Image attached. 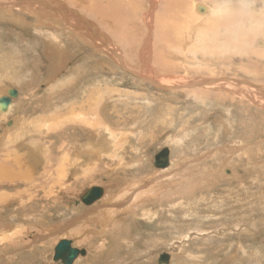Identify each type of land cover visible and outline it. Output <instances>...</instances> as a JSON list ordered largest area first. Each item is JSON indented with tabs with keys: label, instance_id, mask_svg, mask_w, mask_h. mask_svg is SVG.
<instances>
[{
	"label": "rangeland",
	"instance_id": "obj_1",
	"mask_svg": "<svg viewBox=\"0 0 264 264\" xmlns=\"http://www.w3.org/2000/svg\"><path fill=\"white\" fill-rule=\"evenodd\" d=\"M89 1H92L95 8L98 3L101 4V7H109L110 10L107 13H109V16L117 18L116 22L122 20L129 22L131 18L128 13L130 11V2L133 3L135 1L134 5L139 6L137 7V11L134 12L135 14L133 13L134 17L130 20V24L133 22L131 25L124 22L110 24L109 22L99 21L103 16L101 11L96 12L91 17L89 9L88 11L83 10L84 17L92 20L93 22L88 21L93 24L99 23L100 29L102 28V31L105 29L104 32H107L113 40L117 35L112 36L110 30L115 28V33H119L120 37H122L120 38L122 45H125L127 42H124L122 39L126 38L128 40L122 33L124 30L134 28L135 31L138 27V33L147 32L146 27H144L145 24H142L141 21L144 13L147 11L146 8H148L149 0H143V2L142 0ZM189 1H195L198 4H205L203 2H206V0ZM141 2L145 4L143 5ZM209 2H212V0H209ZM221 2H224V0H221ZM232 2L236 4L237 0H232ZM106 3L109 4L106 5ZM251 3L257 6V10L253 11L256 13V16L264 15V0H251ZM158 12L157 14L151 13L156 16ZM104 18L103 16L102 20ZM5 23V21L0 22V62L7 58L6 55L10 56L13 50L19 53L15 46L18 47L20 52L25 54L26 60L14 57L20 63L17 71H14L16 67L14 70L10 66L1 68V70H5V72L0 71V74H2L0 82L5 86L3 87L4 93L2 95L7 96L6 91L8 89H16L18 96L12 99L13 105L11 111L7 115L8 118L6 117L7 120L3 119L5 123H0V131L3 130L6 123H10L16 117L17 120H22L24 117L25 121L31 124L36 122L39 126L41 125V121H43L47 127V136L43 138V141L47 144L44 143L43 145L45 148L47 147L46 152H50V156L53 155V161L48 167H42L43 169L40 170V174L34 175V184L28 183L31 181V179H28L27 182L24 180L22 182H15L13 180L15 182L13 185L7 179L4 181V178H0V230L2 232L3 229L6 232L8 231L9 234L11 233V235L7 233V241L4 239L3 242L0 239V264H60L61 262L54 261V255L57 245L64 239L72 240L75 248L86 251V255L78 256L79 258L77 257L78 259L76 258L73 264L77 261L79 263L81 261L84 262L94 251L92 245L81 243L85 239L90 240L91 238H95L93 246H102L104 237L101 235H103V232L101 234L102 229L95 222H90L88 225H91L90 228L96 227V231L92 233L93 229L88 228L91 232L83 231L79 236L68 235V233L80 229L79 224H81L80 221L83 218L79 219V221L77 219L73 223L68 222L69 226L67 225V228L61 232H56L57 230L55 229L56 224L63 226V221L66 219V221L74 220V218L82 217L85 212L89 211L88 209L91 206L86 207L82 203H79L80 198L88 190L96 186H105L106 189L109 188L110 194H117L121 190V184H119L118 180H122L125 177L124 173L119 174L121 171L119 170L120 167L117 161L105 157H101V163L106 165L103 167L104 164H102L100 170L95 169L90 175L79 177L75 172L74 176L73 173H69L70 176L68 175L66 180L62 176L59 171V163L70 149L68 145L70 130L73 127H77V133L79 134L77 143H85L91 135L87 125L83 124L80 119L72 122L69 118L70 102L68 101L67 94L70 88L72 90L77 89L78 91L103 89L102 106L106 103L105 99L110 92L109 89L115 91V100L119 102L117 104L114 102L110 103V107L103 114L100 113L101 117L104 116L106 119V126L117 132V138L124 139V154L127 157L136 156L143 160L142 168L134 171V174H137L140 178H146V183L148 182L147 177H149V174L153 175L158 171V167L154 166L155 156L164 149H168L170 152V165L171 160L181 161V164H184L183 160L185 158L186 162L190 163L185 167L179 164V169L175 172L183 173L184 171H192L193 168H204V166L208 167V170L211 168L210 170L212 171L211 175V171L206 172V175L209 177V181H206L208 184L203 183L198 188V191L189 197L183 200H173L172 202L181 201L182 205L176 206L170 203L168 207H163L164 210H161V208L156 209L150 205L148 208L154 209L153 211L157 213L156 218L155 216H153L154 218L152 217V220H147L143 217L138 218L134 222L136 225L128 228L127 236L122 237L131 240L132 245L127 246L126 243L120 241V249L114 250L113 239L115 236H107L105 238V240L107 239V245L104 251L106 253L102 255L103 259L101 257L98 258L101 259V262L98 264H159V258L163 254L169 255V264H264V110L260 109L262 107L253 105L250 101L244 103L246 105L242 108L241 106L239 107L237 98L235 100L234 98L231 99L232 96L237 97L238 91L235 87L228 85H224V89L219 90V93L217 90H211L212 96L216 98L222 95L229 96V100L231 99L230 101L227 99V101L225 100L226 102H223L224 100H215L212 97L209 101L204 96H199L194 92L197 89L195 88L196 86L194 87L195 89H172L171 91L157 87L153 83H142L139 79H136L134 76L132 77L131 74L124 71L123 68L117 67L111 61L110 63L107 57H103L104 55L101 53L97 54L93 50L87 49V46H83L75 38L70 39L73 42L70 45L72 50L71 61L63 66L65 68L62 67L61 70H55V67L53 68L52 66V61L50 62L52 58L45 53V42L49 39V29L47 26H44L45 29L43 26L38 28L34 24H31L30 28L27 27L29 29L25 27L26 30H24L21 27ZM250 23L252 24V22ZM117 25L118 27H116ZM248 25L250 26L249 23ZM152 26L151 38L156 52L157 44L162 42H157L156 38L158 37L159 40L163 37L159 33L162 27L160 24L156 26L155 23ZM155 28L159 32H156ZM62 30L64 28L50 32L55 31V33H59ZM257 32L259 34L264 32V24H260ZM125 34L127 35V32ZM61 35L66 36L64 32H61ZM142 37H145V35H142ZM248 38L253 39V35L249 33ZM230 40L234 41L232 36H230ZM260 40L264 43L263 39ZM64 42L66 43L67 41L64 40ZM116 43H119V41ZM232 43H234L235 48L231 50L232 58L229 57V61L226 60L227 62L224 61L225 58H218L216 60V56L210 57L204 54L201 49H198L196 53L190 51L189 54L191 55H187L189 59L196 57L197 60L201 59L208 62L222 60L221 62L230 64L227 66L217 64L216 66H211V69H207L206 66L205 68L200 66L201 69L193 72L194 75L189 71L188 76L191 80L202 79L205 75L207 76L205 78H209L210 75L215 77H225L224 75H226L232 79L264 87V76L260 77L257 74L264 69V58L261 57L259 59L254 54V51H258L257 54L261 55L264 52V46H259V43L254 42L251 44V47H248L246 44L236 42L240 45V47H237L235 41ZM122 45L119 44L121 49H124ZM242 48H246V51ZM135 50H129V54L136 53L137 50ZM94 57L98 60L100 57H103L101 59H103L105 64L109 65L110 70L103 69L104 67L101 66L95 68V60L92 59ZM7 70L8 72H6ZM212 70H215L214 75L210 74ZM230 92L234 94L231 95L229 94ZM257 92L256 95L263 100L264 95L259 91ZM223 125L226 126L227 130L223 129ZM45 138L46 140H44ZM234 147H240L242 148V152H248L243 156L242 160H239L235 154L232 157L229 155L231 153L228 150ZM222 148H225V151ZM6 151H0L2 158V155ZM136 153L141 155L137 156L135 155ZM229 157L232 159L228 160ZM223 158H226L224 164L221 161ZM170 165L163 169L170 168ZM45 169L48 173L51 171V176L49 175L50 173L48 174L47 171H44ZM113 170H115V174ZM38 175L40 178L42 176V178L40 179ZM59 175L60 177L58 178ZM194 177H200V175H191V178ZM46 178L48 179L46 180ZM18 179V181L21 180L19 175ZM55 180L59 182L56 183ZM214 180H216V184L209 190L207 185ZM43 181H46L45 185H43ZM54 181L55 183H53ZM66 181L67 184L65 183ZM183 183L185 184L176 183L172 185L178 189H182L187 182ZM54 184H56L55 189L53 187ZM41 187L44 189L42 190ZM28 189H30V192H28ZM16 190L21 191V194L23 193L21 195L23 206L29 204L27 206L28 209L26 207H18L20 206L19 202L22 201H19L15 205H12V202L9 201L15 196ZM8 196L12 197L9 198ZM33 197H36V199ZM46 199L48 201H45ZM17 207L21 208L22 212H24L19 217L15 215ZM26 210L28 213L25 212ZM36 212L38 213L34 215ZM122 217L126 216L123 215ZM109 234L112 233L109 232ZM116 234L118 235V233ZM12 242L17 245L9 246V243ZM6 246L10 248H5ZM41 247L42 255L34 252L33 254H28ZM22 254H27V256H22L23 258H21Z\"/></svg>",
	"mask_w": 264,
	"mask_h": 264
},
{
	"label": "bare ground",
	"instance_id": "obj_2",
	"mask_svg": "<svg viewBox=\"0 0 264 264\" xmlns=\"http://www.w3.org/2000/svg\"><path fill=\"white\" fill-rule=\"evenodd\" d=\"M134 2L133 3L130 2V5H129L130 11L127 9L129 11L128 12L129 16L131 17L130 20H132V17H134L133 13L136 12L137 7H139V6H135ZM203 3L205 4H198L195 1L191 2L189 0H149L148 2L149 9L146 8L147 11L144 13L143 15L144 17L143 16H142L143 18L141 17L142 18L141 23L145 24L144 27H146L147 32H143V33L141 32L142 34L138 33L137 32L138 27L137 29H135V31H134V28H130L129 30H124L125 33L127 32V35H128L127 36L124 33V31L122 32L125 35V37L128 38V40L126 38L122 39L124 40V42L127 41L125 45H122V42L120 41L121 40L120 38L122 37H120L119 33H115L116 31L115 28L113 29L110 28L111 29L110 34H112V36L113 35L118 36V37L116 36L115 38L113 37L114 38L113 40L112 37L109 36L107 32L106 33L104 32L105 29L103 31H102V28L100 29L99 27L100 25H98L99 23L93 24L91 23L93 22L92 20L84 17L83 10L88 11L89 9L91 17H93V15H95L96 12L101 11L103 13V16L105 18L104 20H102L103 16L100 15L102 17L99 19V21L109 22L110 24H113V23L118 24L119 22V21L116 22L117 18H114L113 16L111 17L108 15L109 13H107V11L110 10L109 7H104V6L101 7V4L98 3L97 5L94 3L95 5H97V7L95 8L92 1H89V0H38L37 2L36 0H10V1L0 0V22L5 21L6 23L14 25L15 27H21L24 30L29 29L31 24H34V26L38 28H41L42 26L43 27L47 26L49 29L48 31L49 39L45 42L46 43L45 53L47 54V56L49 55L52 58L50 62L52 61L51 63H53L52 66L53 68L55 67L54 68L55 70L56 69L61 70V68L64 65H67L66 63L71 61L70 59H71L72 50L70 48V45L73 42L70 41V39L75 38L80 42V44H83V46L84 45L87 46L86 47L87 49L89 48V50H93L97 54L101 53L102 55H104L103 57H107V60H109V62L111 61L115 65H117V67L123 68L124 71H126L128 74H131L132 77L134 76L136 79H139L142 83L144 82H148L151 84L153 83L157 87H161V88H164L165 90H171V91L172 89L188 90V89L197 88L194 90V92L198 94L199 96L200 95L204 96L209 101L211 100V97L214 98L215 100H222V101L224 100L223 102H226L227 99L228 101H230L232 98H234V100L235 98H237V104H239V107L241 106V108L246 105V104L244 105V103H248V101H250L251 104L258 105L259 107H262L260 109L264 110V98L262 100L256 95V93H258L257 91L261 92L264 95L263 86L250 83V82L248 83L245 81L232 79V78L227 77L226 75H224L225 77H219V76L215 77V76L210 75L209 78H205L207 77L205 75L204 78L196 80V81H192L193 79L191 80V78L188 76L189 71L192 72L193 74V72H196V70L198 71L201 69L200 66H203L204 68L206 66L207 69H211V66L213 67L214 65L216 66L217 64H220L222 66L230 65L226 63L227 62L226 60H228L229 57H231V50L235 48L234 43H232L234 41L230 40L231 34L228 31L227 24L230 22H235V20L238 18L233 17L231 18V21L221 23V20L218 16L216 15L210 16L209 7L211 6L212 2H209V0H206V2H203ZM108 4L109 3H106V5ZM16 8H18V10H16ZM255 9L257 10V6L253 4L251 9L249 10L250 14L243 17V23L248 29H250L249 33L253 35V39L248 38L249 41H253L251 44H253L254 42H257V44L259 43L258 44L259 46H264V43H262V41L260 40V39L264 40V32L261 34L257 32V29L260 28V24H264V15L257 14L258 16H256V13L253 12ZM23 11L25 12L23 13ZM151 12L156 13V14L158 12V15L155 16ZM246 18H250V19L246 20ZM88 20H90L91 22H89ZM130 20L129 22L122 20L119 22V24L123 22L130 24ZM249 21L252 22V24ZM204 22L206 23L203 24ZM132 23L133 22H131V24ZM154 23L156 24V26L157 24H160L162 28L160 26L158 27L161 28V31L160 32L156 31V28H155V31L159 32L160 35L163 36L159 40H158V37H156L157 42L162 41L161 43L157 44L158 46H157L156 52H155V46L153 45L154 43H152V38H151L152 37L151 30L153 27L152 25H154ZM248 23L250 24V26L248 25ZM116 27H118V25ZM62 28H64V30L60 31L59 33H55L56 30H61ZM157 29L159 30V28ZM53 30L55 31L50 32ZM61 32H64V34H66L67 37L62 36ZM35 33L37 34V32ZM142 35H145V37H142ZM257 37L260 39H258ZM64 40H66L68 43L67 42L65 43ZM118 41L119 43H116ZM153 41L155 42V40ZM8 42H9V39H8ZM119 44H121L125 50L121 49ZM237 47H240V45L237 44ZM15 48L19 53L13 50L11 51L10 56L6 55L7 58L3 59L0 62V71L5 72V70H1V68H4V66H10V68L13 70L16 67L14 71H17L19 69L20 63L17 60H15L14 57H17L20 60L21 59L24 60L25 54L23 52H20L17 46H15ZM132 49H136L137 51L135 50L136 53H133L132 55H130L129 50H132ZM198 49H201L204 54L209 55L210 57L216 56L215 58L216 60H218V58H221V59L225 58L224 61L226 62H221L222 60L208 62V61H204L201 59L197 60L196 57L194 58L191 57L192 59H189L187 55H191L189 54L190 51L192 53H196ZM242 49L246 51V48H242ZM171 50L173 53L171 52ZM257 53L258 51L256 52L254 51V54H256V56H258L259 59L261 57L264 58V52L261 55ZM237 54H240V53H237ZM103 57H100L99 60L95 57L92 58L93 60H95V63H94L95 68H99L98 66H101V67H104L103 69L110 70L109 65L105 64L103 59H101ZM204 58L206 59V57ZM178 61L182 63H179ZM250 61L254 62L253 60H250ZM217 67L216 69H218ZM252 67H253V64H252ZM254 69L256 70V68ZM262 71H264V69ZM262 71L257 73L259 74L258 76L260 77H262V75L264 76V72ZM6 72H8V70ZM9 73L11 72L9 71ZM210 74L214 75L215 70H212ZM1 75L2 74H0V78L2 77ZM5 77L7 78V76ZM224 85L235 87L236 90L238 91V92L236 91L237 97L232 96L231 99L229 100V96L221 95L219 96V98L212 96L211 90L212 91L217 90L219 93V90H221L222 88L224 89L225 87ZM50 86H53V85H50ZM198 86L202 88L200 87L198 88ZM3 87L5 86L2 85L0 82V99L6 96V95H2L4 93ZM10 90L11 89H8L6 91L7 92L6 97H8ZM225 90H229V89H225ZM68 91L69 92L67 94V98H68V101L70 102V109L68 111L70 120L72 122L73 121L76 122V120L80 119V121H82L83 124L87 125L88 131L91 135L88 137L89 139L85 143L83 144L80 142L77 143V139L79 136V134L77 133V127H73L70 130L71 131L70 133L71 142L69 140V143H68V145L70 146V149L59 163L60 165L59 171L61 172L62 176L65 177V180H66V177L69 175V173H73V176H74L75 175L74 172H75L77 173V175H79V177L83 175H86V176L90 175L95 169L100 170V168L102 167L101 165L104 164V163H101V157L115 159L120 167L119 170L121 172H119V174L121 173L125 174V177L122 180H118V182H120L119 184H121V187H120L121 190L117 194H110L109 188L106 189L105 186L100 187L103 189L102 197L90 205H85L82 202L81 198L84 196L83 195L80 198L79 203L80 204L82 203L86 207L91 206L90 209H88L89 211L85 212V214L82 217L74 218V220L66 221L67 220L66 219L65 221H63L64 222L63 226H60L59 224L55 225V229L57 230L56 232H61L67 228L66 226L69 224L68 222L73 223L74 221L76 222L77 219L79 221V219L83 218L80 221L81 224H79L80 229L74 230L68 233V235L79 236L80 234H82L83 231L91 232V230L89 229H93L92 233L93 231H96V227L90 228L91 225H88L90 222H93V223L95 222L97 226L102 229L101 234L103 232V235H101L104 237L102 246H93V244H95L94 243L95 238H91L90 240L85 239L81 243H88L92 245V247L94 248V251H92L93 252L92 255L84 262L81 261L79 263V261H77L74 264H98L99 262H101V259H98V258L101 257L103 259L102 255L106 253L104 251L107 245V239L105 240L107 236H110V235L115 236L113 239L114 241L113 244L115 245L113 246L114 250L120 249L121 247L120 241H122L123 243H126L127 246H130L131 240H128L127 238H122V237H124L125 235L127 236L128 228L136 225L134 224V222H136L138 218L143 217L144 219H147V220H152L153 216H155L156 218L157 213L153 211L154 209L148 208L150 205L154 206V208L156 209L161 208V210H164L163 207H166V206L168 207V204L170 203L173 205L179 206L182 202L180 201V202L172 203L173 200L175 201L179 199L183 200L184 198L192 195L194 192H197L198 188L202 186L203 183L205 184L207 183L206 181H209L208 180L209 177L208 175H206L207 174L206 172H210L211 168L208 170V167L204 166V168H195V169L193 168L192 171L189 170V171H184L183 173H179L178 171L175 172L177 169H179V166H178L179 164L180 166L184 165L183 167L190 164L189 162H186L187 161L186 158L185 160H183L184 164H181V161L179 162V161L171 160V165H170V161L168 160L169 161L168 166L170 165V168L163 169L167 166L157 168L158 171H156L153 175L149 174V177H147L148 182L146 183L145 182L147 181L146 178L143 179V178H140L137 174H134V171H137L138 169L142 168L143 160L136 156L127 157L124 154V149H125L124 139L121 140L122 138L121 139L117 138V132L114 131L112 128L106 126V123H107L106 119L104 118V116L101 117V114H103L105 110H107V108L110 107L109 105L110 103L114 102L115 104H117L119 102L118 100H115V97H116L115 91L111 89H109L110 92L107 91L109 93L107 94V98L106 99L104 98L106 103L104 102L105 105L103 106L101 105L103 102L102 101L103 89H86L84 91L83 90L78 91L77 89L72 90L70 88ZM104 92H105V89H104ZM229 94L233 95L234 93L230 92ZM12 99L6 110H3V107L0 105V123L1 122L5 123L3 119L7 120L8 118L7 115L10 113L11 107L13 105ZM223 129L227 130L225 125H223ZM46 133H47V127L43 121H41V125L39 126V124L36 122L31 124L25 121L24 117L22 120L21 119L17 120V117H16L10 123L8 124L6 123V126L3 128V130L0 131V151L2 152V151L7 150L2 155L4 159L0 156V178L1 179L4 178V181L5 179H7L8 182L12 184L15 182H22L23 180L27 182L28 179H31V181L28 183L34 184L35 182L34 181L35 179H33L34 175L40 174L39 172L41 169H43L42 167H48V165L51 164V162L53 161V158H52L53 155L50 156V152L49 153L46 152L47 147L45 148V146L43 145L44 143H46L43 141V138L47 136ZM44 140H46V138ZM222 150L225 151V148L224 149L222 148ZM222 150L220 149L221 152ZM220 151H218L219 154H221ZM228 152L231 153L229 154L231 155V157L233 156V154H235V156H237L239 160H242L243 156L248 153V152H242V148L240 147H234L233 149H229ZM135 155L140 156L141 154L136 153ZM156 156H155V160H156ZM231 159L232 158L230 157L228 158V160H231ZM225 160L226 158H223V160L221 159L223 164ZM191 162H193V160H191ZM105 165L106 164H104L103 167ZM154 166H155V161H154ZM44 171L46 172L47 170L45 169ZM44 171H42V173L45 174ZM114 172L115 170H113V173ZM193 174H198V176L200 175V177L191 178V175ZM211 174H212V171L210 172V175ZM18 175L20 176V179H21L20 181H18L19 180ZM49 175L51 176V173ZM59 177L60 175L58 176V178ZM48 178H51V177H48ZM48 178H46V180ZM50 181H53V180H50ZM55 181L53 183H55ZM45 182L43 183V185H45ZM57 182L59 181H56V183ZM183 182H187V184L182 189H178L176 188V186L172 185L176 183L185 184ZM65 183L67 184V181ZM215 184H216V180H214L209 185H207L209 187L208 189L210 190L211 188H213ZM55 185L56 184H54L53 186L54 189H55ZM69 187H70V184H69ZM43 189L44 188H42V190ZM29 190L30 189H28V192H30ZM22 194H21V191L16 190L15 196L14 197L10 196L13 199L11 198L10 200L9 199L8 200L12 202L11 203L12 205H15L19 201H22V202H19L20 206L18 207H21V208L26 207V209H28L27 206L29 204L27 206H23V200L21 198ZM33 198L36 199V197H33ZM6 201L5 203H7ZM45 201H48V200L46 199ZM18 207L15 209L16 210L15 215L19 217V215L23 214L24 212H22L23 210ZM25 212H27V210ZM37 213L38 212L34 213V215ZM123 215H125L126 217H122ZM26 219H27V216H26ZM109 232H111L112 234H109ZM7 233L8 231L6 232V230L2 229V232L0 233V239H2L3 242H4V239L5 241H7L6 236L9 234ZM94 233H97V232H94ZM116 233H118V235ZM9 235H11V233ZM100 239L102 240V238ZM68 241L72 243L73 249H77L73 246L72 240H68ZM16 245L17 244L14 242L9 243V246H16ZM9 246H6L5 248H8ZM78 250L81 251L80 249ZM33 252L39 255H42V247L40 249L37 248L34 251L29 252L28 254L29 255L33 254ZM22 256L25 257L27 256V254H22L21 258H23ZM80 256L81 254L79 255V257ZM57 262H61V261H57Z\"/></svg>",
	"mask_w": 264,
	"mask_h": 264
},
{
	"label": "water",
	"instance_id": "obj_3",
	"mask_svg": "<svg viewBox=\"0 0 264 264\" xmlns=\"http://www.w3.org/2000/svg\"><path fill=\"white\" fill-rule=\"evenodd\" d=\"M18 95V91L16 89H11L8 97L4 96L0 99V105L3 107V110H6L11 102V99ZM169 150H162L157 156L155 160V166L165 167L169 164ZM103 189L96 186L92 189L88 190L86 194L81 198L82 202L85 205H90L94 203L96 200H99L102 197ZM86 255V251H79L78 249L72 248V243L66 239L62 240L55 249L54 261H61L63 264H73L75 259L79 255ZM159 264H169L170 257L168 254L161 255L159 259Z\"/></svg>",
	"mask_w": 264,
	"mask_h": 264
},
{
	"label": "clouds",
	"instance_id": "obj_4",
	"mask_svg": "<svg viewBox=\"0 0 264 264\" xmlns=\"http://www.w3.org/2000/svg\"><path fill=\"white\" fill-rule=\"evenodd\" d=\"M251 7V0H237L236 4H233L232 0H212L209 13L218 16L221 23L231 21L233 17L238 18L235 22L227 24L228 31L235 42L251 47L253 41L248 39L250 29L243 23V17L250 14Z\"/></svg>",
	"mask_w": 264,
	"mask_h": 264
},
{
	"label": "crops",
	"instance_id": "obj_5",
	"mask_svg": "<svg viewBox=\"0 0 264 264\" xmlns=\"http://www.w3.org/2000/svg\"><path fill=\"white\" fill-rule=\"evenodd\" d=\"M19 95H20V92H19Z\"/></svg>",
	"mask_w": 264,
	"mask_h": 264
}]
</instances>
